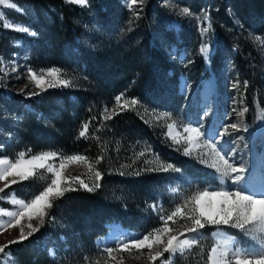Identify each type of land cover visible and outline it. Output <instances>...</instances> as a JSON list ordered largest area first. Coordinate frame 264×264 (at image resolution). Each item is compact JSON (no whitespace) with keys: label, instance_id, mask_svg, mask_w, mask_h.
Instances as JSON below:
<instances>
[{"label":"trees","instance_id":"1","mask_svg":"<svg viewBox=\"0 0 264 264\" xmlns=\"http://www.w3.org/2000/svg\"><path fill=\"white\" fill-rule=\"evenodd\" d=\"M13 1L33 10L38 44L30 51L32 58L42 57L41 47L46 41L45 45L51 44L53 53L62 57V63L72 64L74 70H70L71 83L67 88L47 91L31 101L33 110L25 112L17 129H10L14 138L7 148H0V156L16 157L22 146L31 149L30 154L52 150L64 155H85L95 170L101 172L102 179L100 187L93 192L78 188L56 199L50 210V216L55 219L51 223L46 221L27 240L8 245L5 251L17 264H96L107 255L97 246L96 239L107 233L110 223L119 222L131 230L147 232L161 226L160 215H166L181 200L170 192L178 172L141 171L139 176L132 173L157 167L161 162L173 163L187 174L194 170L198 179L194 183L183 181L182 191L203 188L210 179L195 159L184 155L182 148L165 136L161 121L156 122L143 113L141 104L135 110L129 106L118 110L119 114L111 113L116 106L115 97L121 93L125 94L123 99L158 100L164 91L160 77L172 81L173 90L177 91L180 71L168 59L164 48L151 41L150 33V24L163 23L168 9L156 0H144L142 5L135 6L140 8L136 19L122 0H94L90 8L66 0ZM211 3L218 8V18L211 23L212 41L218 29L221 33L222 20H228L226 7H231L237 16L242 28H231L239 46L234 60L251 87L254 86L258 79L255 81L252 76H257L255 72L258 73L262 62L255 52L257 44L246 30H254L260 35L261 43L264 42V0H212ZM16 16L28 23L25 15ZM124 19V23L118 22ZM220 33L216 40L229 43L230 47L231 33L228 37ZM71 41L76 44V51L63 55L62 51L67 49L64 47ZM49 58H53L52 54ZM211 59L213 62L215 56ZM50 65L53 62L49 60L47 67ZM105 115L112 118L105 120ZM89 121L86 136L79 137L82 125ZM141 151L145 152L142 157ZM120 171L125 175H120ZM153 204L159 206L157 211H153ZM207 243L200 239L190 251L177 253L173 264H207L212 247V243ZM51 247L54 256L48 251ZM168 256L167 253L163 258Z\"/></svg>","mask_w":264,"mask_h":264},{"label":"rangeland","instance_id":"2","mask_svg":"<svg viewBox=\"0 0 264 264\" xmlns=\"http://www.w3.org/2000/svg\"><path fill=\"white\" fill-rule=\"evenodd\" d=\"M93 1L88 0L86 5H77L90 8ZM156 1L160 5L167 7L168 11L167 19L163 23L157 24L154 21V23L150 24L151 41L155 45L160 46V48H164V51L169 56L168 59L178 68L180 75L178 77L177 91L173 90L172 81L160 77L159 81L164 86L163 94L160 98L157 97L158 100L151 98L152 100L150 101L141 102L143 113L154 121H161L164 124L165 136L170 141L172 140L167 135V125L173 122H175L173 134L177 132L182 133L183 127L189 123L192 126H196L198 122L201 123L202 130L205 132H214L220 130L223 125L237 123L240 125L239 131L233 132L232 129H229L228 133L224 135L223 139L229 141L225 145V148L233 149L235 153L233 159L237 161L242 159L246 163L245 185L249 189L252 184L258 185V188H262L264 186V46L261 43L260 35L252 29L246 30L249 37L257 44L255 52L260 55L262 62V67L258 69V73L255 72L257 76H252L255 81L257 79L258 81L251 87L249 79L234 60L237 52L236 49L239 46L236 43L237 39L235 40L236 36L231 32V28L242 27L231 7H226L228 20H222V23H220L221 33L218 29L214 35L215 40L212 41V28L203 37L199 31L205 14L210 17L211 23L213 19L218 18V8L217 5L211 3L212 0ZM7 2L15 4L16 7L9 8L6 5H0V14H2V17H0V145L3 146L0 148L3 150L7 148V144L14 138V134L10 133V129H17L16 126L22 122L25 112L33 110L31 101L36 100L47 91L68 87L58 86L44 91L37 89L34 83L30 81L27 69H32L36 71L37 75H40L42 74L41 70L46 71L48 68L57 67L61 70L59 73L60 79L69 81L70 70H74L72 64L66 66L62 63V57L55 55L52 45H45L46 41L43 42L42 47L40 45L42 57L38 59L32 58L30 51L35 44H38V34L35 36L30 34L31 31L37 33L33 10H31V7L23 8L13 0H7ZM122 2L132 9L134 14L137 10H140V8L135 9V6L137 7L140 4L139 0L137 4L131 7H129L130 0H122ZM183 7H188L192 15H180V9ZM14 13L25 15L28 18V23L21 20ZM137 13L139 14V12ZM196 17H200V20H197ZM168 18H170L169 22ZM150 19L154 20L153 17ZM124 21L125 19L118 22L124 23ZM226 21L229 24H226ZM164 23H167L165 27H163ZM7 24H11V27L6 26ZM252 25L254 27L256 24L253 22ZM20 26H28L30 32L17 31L16 28ZM168 32H172L173 35ZM219 33L226 37L231 33V36L228 38L229 42H231L230 47L227 45L229 43H219L216 40ZM256 37H259V40ZM78 40L79 38L77 37L76 41L78 42ZM202 44L208 46L207 56L200 52ZM75 45L74 41H71L70 45H67L68 47H64L67 49H64L62 54H72V52H75L77 49ZM51 54L53 58H49ZM212 56H215L213 62ZM49 60L53 62V65L47 67ZM13 65L17 69L15 72L11 70ZM45 78L48 79V77ZM237 80L239 81L238 87H233L234 82ZM245 81H247L246 88L244 86ZM29 92H38L39 95L29 96ZM124 100L126 98L123 99V102ZM245 107L248 111L243 116H240L239 112L243 111ZM233 109L237 111H233ZM164 111L171 113L172 118L157 119V116ZM244 126L247 127L246 131L244 130ZM255 135L258 141L255 143L256 147L253 148L252 138L254 139ZM240 137H243V139L241 140ZM233 139H235L236 143H231ZM176 146L183 148V144ZM10 150L11 152L13 151L12 149ZM20 151L27 153L25 159L32 155L24 146L19 149L18 153ZM46 151L52 150L41 152ZM18 153L15 154L16 157L7 155L0 156V158L14 161L18 158ZM57 153L64 155L59 152ZM190 157L195 159L208 172L207 175L210 179L207 180V185L204 187L210 185L219 186V181L214 178L218 175L215 173V170L205 166V164L195 158V155ZM229 162L231 163L232 161L230 160ZM54 163L58 164L59 160L54 161ZM178 174L179 177L175 178L174 187H179L181 190H184V188H181L183 181L194 183L198 179L194 170L189 172V174L182 171L178 172ZM45 175L50 177V174L45 173ZM65 175L78 176L91 186L88 168L84 164L68 165ZM11 179L10 177L9 180ZM5 183L7 182H0V187H3ZM46 183L47 181H41L38 178H30L27 181L11 184L5 188L3 193H0V197H4V199H0V207H3L7 211H16L17 206L11 203L13 193L17 199L28 200ZM225 183L226 185H231L230 180H226ZM7 219V217H0V222H6ZM23 223L27 232L26 222ZM32 223L35 225L36 221L34 220ZM108 227L107 233L96 239V244L101 249H104L105 246L115 245L118 240L130 239L133 234L139 235L145 233L126 228L119 222H112ZM216 230L215 226H206L201 230V239L207 240V244L212 243V246H214L215 238L212 236V233ZM221 230L229 236H234L241 247H252L256 243L238 229L221 226ZM18 236L19 226L6 228L0 232V246L10 245L8 242L17 239ZM48 251L50 253L54 252L53 247L49 248ZM142 251L146 254L148 250L144 249ZM113 256L116 258L115 260L106 255L103 260H97L96 264H147L146 255L141 256L140 250L117 251L113 253ZM137 256H140V258L137 259ZM0 264L17 263L13 261L10 253L5 251L4 253H0Z\"/></svg>","mask_w":264,"mask_h":264},{"label":"snow or ice","instance_id":"3","mask_svg":"<svg viewBox=\"0 0 264 264\" xmlns=\"http://www.w3.org/2000/svg\"><path fill=\"white\" fill-rule=\"evenodd\" d=\"M66 2L86 5L88 0H66ZM137 2L138 0H130L129 7L137 4ZM139 3L142 5L144 0H139ZM0 5H6L9 8L16 7L15 4H9L7 0H0ZM179 14L192 15L188 7L181 8ZM134 15L136 19H139L138 13ZM196 18L200 20V17ZM131 22L130 20L129 24ZM6 26L11 27V24ZM211 28L210 17L205 14L202 26L199 28L201 36H205ZM16 30L24 33L30 32L28 26H20ZM130 30L131 28H129ZM30 34L37 35L35 31H31ZM256 39L259 40V37ZM200 52L207 56L208 46L202 44ZM11 70L15 72L16 66L13 65ZM60 71L57 67H51L46 71L41 70L42 74L37 75L36 71L27 69L30 81L34 83L35 88L42 91L58 86H69L71 83L69 80L60 79ZM238 85L239 81L237 80L233 87H238ZM244 86L247 87V81L244 82ZM28 95L34 96L39 95V93L29 92ZM124 95L121 93L115 97L116 106L111 109V113L119 114V111H123L129 106L135 110L136 106L141 103L137 98H129L124 100L122 104ZM145 110L147 111V109ZM104 111L107 113L109 110L106 107ZM233 111L237 110L233 109ZM247 111L248 109L245 107L243 111L239 112V115L243 116ZM111 118V115L104 116L105 120ZM164 118L171 119L172 114L164 111L157 116V119ZM89 123L90 121L82 125L79 137L86 136ZM174 126L175 122L167 125V135L174 144H183L184 155H195V158L205 166L214 169L215 173L218 174L214 178L219 181V186L196 187L192 191H182L179 187L171 188L170 192L179 195L181 200L166 215H160L161 226L154 227L139 235L133 234L130 239L118 240L113 246H105L104 252L109 258L115 260L113 253L135 249L140 250L141 256L146 255L147 264H156L158 260L160 264H173V257L177 253L183 255L200 241L202 238L201 230L206 226H215L217 230L212 233L215 244L207 254V264H264V190H250L245 185L247 165L242 159L239 161L233 159L235 153L232 148H225L229 141L223 139L229 129H232L233 132L239 131L240 125L231 123L223 125L220 130L205 132L202 130L201 123H196V126L189 123L183 127L182 133L173 134ZM244 130H247L246 126H244ZM240 139L242 140L243 137ZM231 143H236L235 139ZM0 147L3 146L0 145ZM28 152L30 153L31 149ZM26 155L25 151H20L18 158L14 161L0 158V182H7L3 187H0V193H3L5 188L11 184L27 181L30 178H38L41 181H47V183L28 200L17 199L13 193L11 203L17 206L16 211H7L0 207V217L8 218L6 222H0V232L6 228L19 226L18 238L10 240L9 244L23 242L38 232L46 221L51 223L55 219L54 216H50L53 203L56 199L63 197L66 192L76 191L78 188L93 192L100 187L99 181L102 179L101 172L95 170L85 155H61L55 151H46L32 154L25 159ZM144 155V151L139 153L141 157ZM56 160H59L58 164L54 163ZM71 164L87 166L91 186L78 176L65 175L68 165ZM141 171L180 172L181 169L173 163L161 162L157 167L137 170L132 174L139 176ZM45 173L50 174V177L46 176ZM119 174L125 175L123 171H120ZM10 177L11 180H9ZM226 180H230L231 185H226ZM0 199H4V197H0ZM151 207L153 211H157L159 208L156 204ZM34 220L36 221L35 225L32 223ZM23 222H26L27 232ZM169 222L174 227L170 226ZM221 226L238 229L245 236L255 241V245L241 247L234 236H229L221 230ZM7 246H0V253H4ZM144 249L148 250L146 254L142 251ZM165 253L169 254L167 258H163ZM50 254L55 255L54 252ZM136 258L139 259L140 256Z\"/></svg>","mask_w":264,"mask_h":264},{"label":"bare ground","instance_id":"4","mask_svg":"<svg viewBox=\"0 0 264 264\" xmlns=\"http://www.w3.org/2000/svg\"><path fill=\"white\" fill-rule=\"evenodd\" d=\"M259 186L258 185H254L252 184L250 186V190H255V191H260V190H264V186L262 188H258Z\"/></svg>","mask_w":264,"mask_h":264}]
</instances>
